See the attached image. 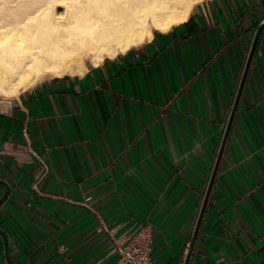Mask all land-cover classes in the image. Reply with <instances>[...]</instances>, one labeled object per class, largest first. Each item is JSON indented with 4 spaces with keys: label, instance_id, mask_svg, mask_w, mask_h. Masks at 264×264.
I'll list each match as a JSON object with an SVG mask.
<instances>
[{
    "label": "crops",
    "instance_id": "1",
    "mask_svg": "<svg viewBox=\"0 0 264 264\" xmlns=\"http://www.w3.org/2000/svg\"><path fill=\"white\" fill-rule=\"evenodd\" d=\"M262 24L264 0H204L84 75L22 92L20 116L0 105L10 262L114 264L143 229L158 264H179ZM189 264H264V29Z\"/></svg>",
    "mask_w": 264,
    "mask_h": 264
},
{
    "label": "bare ground",
    "instance_id": "2",
    "mask_svg": "<svg viewBox=\"0 0 264 264\" xmlns=\"http://www.w3.org/2000/svg\"><path fill=\"white\" fill-rule=\"evenodd\" d=\"M204 0H0V105L137 48Z\"/></svg>",
    "mask_w": 264,
    "mask_h": 264
},
{
    "label": "water",
    "instance_id": "3",
    "mask_svg": "<svg viewBox=\"0 0 264 264\" xmlns=\"http://www.w3.org/2000/svg\"><path fill=\"white\" fill-rule=\"evenodd\" d=\"M263 29H264V24H262L260 26V28H259V30L257 32L253 47H252V49L250 51V54H249V57H248V60H247V64H246V67H245V70H244V74H243V77H242V80H241V83H240L239 91H238L237 97L235 99L232 112H231L230 117H229V121H228L226 130H225V134H224V137H223V140H222V144H221V147H220L217 159H216V163H215V166H214L212 174H211L210 182H209V185L207 187V190H206V193H205V196H204V200H203V203H202V207H201L198 219H197V223H196L194 234H193V241H192L189 253L187 255V260H186L185 264L189 263L191 251H192V248L194 246L195 240H196L198 232H199L200 224H201V221H202V218H203V215H204V212H205V208H206V205H207V202H208V199H209V196H210L213 184H214V180H215L216 175H217V171H218L219 164H220V161H221V158H222V155H223V151H224V148H225V145H226L228 134L230 132V129H231V126H232V123H233V120H234V115H235V112H236V109H237V105H238V102H239V98H240V95H241V92H242V89H243V86H244V83H245L246 75L248 73V69H249L251 60L253 58V54H254L255 49H256L258 39H259ZM11 105H12V111H13L14 116H20V113L18 111L19 110L18 103L16 101H12ZM0 185H2L5 188V193L2 196V198H0V205H1L6 200L8 195L10 194V187L8 186L7 183H5L2 180H0ZM0 235H1V237L3 239V242H4L5 255H6V258H7V262H8V264H12L10 262V258H9V247H8V242H7L6 235L1 230H0Z\"/></svg>",
    "mask_w": 264,
    "mask_h": 264
},
{
    "label": "built area",
    "instance_id": "4",
    "mask_svg": "<svg viewBox=\"0 0 264 264\" xmlns=\"http://www.w3.org/2000/svg\"><path fill=\"white\" fill-rule=\"evenodd\" d=\"M44 172L45 168L43 170ZM40 178L41 175L37 176L35 181H38ZM150 244V234L143 229H138L130 233L122 244L114 245V249L119 255L114 264H158L151 257L149 250ZM188 253L189 248H186L179 264H185Z\"/></svg>",
    "mask_w": 264,
    "mask_h": 264
},
{
    "label": "rangeland",
    "instance_id": "5",
    "mask_svg": "<svg viewBox=\"0 0 264 264\" xmlns=\"http://www.w3.org/2000/svg\"><path fill=\"white\" fill-rule=\"evenodd\" d=\"M90 68V67H89Z\"/></svg>",
    "mask_w": 264,
    "mask_h": 264
}]
</instances>
